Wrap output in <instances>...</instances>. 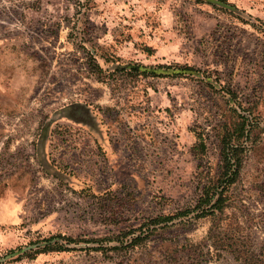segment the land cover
Returning a JSON list of instances; mask_svg holds the SVG:
<instances>
[{"label": "rangeland", "instance_id": "obj_1", "mask_svg": "<svg viewBox=\"0 0 264 264\" xmlns=\"http://www.w3.org/2000/svg\"><path fill=\"white\" fill-rule=\"evenodd\" d=\"M226 134L243 164L203 216ZM246 258L264 263V0H0V264Z\"/></svg>", "mask_w": 264, "mask_h": 264}, {"label": "trees", "instance_id": "obj_2", "mask_svg": "<svg viewBox=\"0 0 264 264\" xmlns=\"http://www.w3.org/2000/svg\"><path fill=\"white\" fill-rule=\"evenodd\" d=\"M40 0H37L39 2ZM205 1V0H203ZM212 2L213 0H208ZM138 68H134V70H137ZM244 133V129L242 130ZM245 147L242 145V143H235L232 140V137L228 134L223 136L222 138V146H221V165H220V175L219 178L214 182L211 179H208L202 189V193L200 195L199 204L198 207H202L204 205H207L211 202L212 198L219 194L218 199L216 202L211 206V209L205 210L204 215H208L210 212L215 214V211L218 209L220 211H223V201L224 194L226 189L232 185L236 179L237 176L240 173L241 166L243 164V159L245 155ZM222 187V188H221ZM221 188V190H220ZM64 237V239H67L69 242H78L80 239L72 238L70 236L60 235ZM57 237V235L51 236V238ZM68 246L60 243H55L46 246L40 251H50V250H69ZM246 264H264L259 263L258 261H254L252 259L246 258Z\"/></svg>", "mask_w": 264, "mask_h": 264}, {"label": "water", "instance_id": "obj_3", "mask_svg": "<svg viewBox=\"0 0 264 264\" xmlns=\"http://www.w3.org/2000/svg\"><path fill=\"white\" fill-rule=\"evenodd\" d=\"M2 260H0V262H1Z\"/></svg>", "mask_w": 264, "mask_h": 264}]
</instances>
